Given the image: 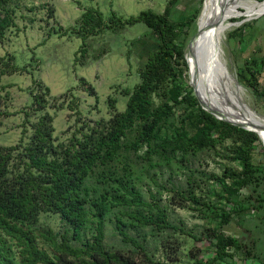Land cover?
Instances as JSON below:
<instances>
[{
  "label": "trees",
  "instance_id": "16d2710c",
  "mask_svg": "<svg viewBox=\"0 0 264 264\" xmlns=\"http://www.w3.org/2000/svg\"><path fill=\"white\" fill-rule=\"evenodd\" d=\"M176 2L130 20L144 23L158 45L139 83L123 91L124 111L108 98L109 119L82 124L66 143L53 137L45 114L25 142L0 146V264H264V147L256 133L203 110L186 84L175 29L199 9L175 24L169 15ZM14 14L11 0H0V42ZM82 21L102 29L92 11ZM251 25L229 36L240 39ZM6 59L0 78L15 71L14 57ZM258 61L244 60L237 79L264 106V58ZM43 93L36 111L46 105L48 88ZM206 159L220 172L202 169ZM172 205L204 223L188 229ZM43 216L57 220L56 230ZM229 225L238 234L225 232Z\"/></svg>",
  "mask_w": 264,
  "mask_h": 264
},
{
  "label": "rangeland",
  "instance_id": "374dc122",
  "mask_svg": "<svg viewBox=\"0 0 264 264\" xmlns=\"http://www.w3.org/2000/svg\"><path fill=\"white\" fill-rule=\"evenodd\" d=\"M167 1L11 0L15 11L13 26L0 42V59L7 61V57L13 56L14 60L10 64L15 71L0 78V146L12 147L20 140L25 142L32 134V125L45 114L53 119V137L58 142L66 143L82 124L91 122L92 125L93 121L109 119L111 110L108 98L115 101V111H124L127 96L123 91L131 92L139 83V71L158 45L157 39L144 23L130 20L136 19L141 12L162 13ZM205 2L177 0L169 15L172 22L179 24L193 18L199 9L193 22L187 23V27L178 26L175 30L184 57L187 52L189 70L187 68L184 73L185 82L193 90L190 86L192 84L202 102L192 76L191 56L195 41L201 33V12ZM88 11L99 16L100 31L93 25L97 19L90 27L83 24L82 15ZM237 11L245 15L243 9ZM49 12H52V17L48 16ZM255 16L259 17L252 16L249 17L252 19L242 21L248 16L241 15L226 20L229 26L224 29L221 40L222 59L236 79L244 60L258 61L264 58V14ZM245 23L252 25L244 28L240 39L229 36ZM259 82L261 86L264 85V73ZM88 85L94 93L87 90ZM241 87L244 102L254 111L258 120L264 123V106L258 105L249 90ZM45 88L49 90L45 96L46 105L44 109L36 111L35 96H42ZM201 162L206 172H220V165L215 160L206 159ZM176 178L181 181L183 176ZM150 187L154 189L152 185ZM145 196L148 197L146 192ZM161 196L162 203L166 204L168 193L162 192ZM169 208L188 229L204 223V220L195 218L187 209L177 205ZM41 219L45 225L56 230L55 218L43 216ZM111 228L108 223L105 240ZM224 231L235 235L239 232L233 225L227 226Z\"/></svg>",
  "mask_w": 264,
  "mask_h": 264
},
{
  "label": "bare ground",
  "instance_id": "6f19581e",
  "mask_svg": "<svg viewBox=\"0 0 264 264\" xmlns=\"http://www.w3.org/2000/svg\"><path fill=\"white\" fill-rule=\"evenodd\" d=\"M239 8L248 17L264 14V2L206 0L201 12V33L191 56V71L203 103L219 117L254 127L264 146V123L244 102L242 87L234 83L231 70L222 59L221 40L224 29L229 26L226 20L241 16Z\"/></svg>",
  "mask_w": 264,
  "mask_h": 264
},
{
  "label": "water",
  "instance_id": "95a60500",
  "mask_svg": "<svg viewBox=\"0 0 264 264\" xmlns=\"http://www.w3.org/2000/svg\"><path fill=\"white\" fill-rule=\"evenodd\" d=\"M262 2H264V1H262ZM262 2H260V3H262ZM242 16H246V15H243L242 14ZM257 17H259V16H254V17H252V18H257ZM252 18H249V17H245L242 21H245V20H249V19H252ZM241 21V22H242ZM233 24H235V23H233ZM199 30V29H198ZM198 30H197V33H198ZM197 33L193 36V38L190 40V43L195 39V37H196V35H197ZM190 43H189V45H190ZM188 45V46H189ZM187 51H188V48H187ZM187 53V52H186ZM186 53H185V60H186V63H187V68H188V61H187V58H186ZM188 70H189V68H188ZM233 81H234V83L237 85V86H239V87H241V85L239 84V82H238V80L236 79V78H233ZM190 83V82H189ZM190 86L193 88V93H194V95H195V97H196V99L198 100V102H199V105L201 106V108L203 109V110H205V111H207L209 114H211L214 118H216L217 120H221V121H224V122H227V123H229V124H231V125H233V126H237V127H239V128H242V129H244V130H247V131H250V132H254V133H256L257 135H258V137H259V134H258V132L255 130V128L254 127H250V126H247V125H243V124H241V123H237V122H234V121H231V120H229V119H226V118H223V117H219V116H217L214 112L215 111H213V110H211L210 108H208L199 98H198V95H197V93H196V91H195V89H194V87L192 86V84L190 83ZM259 139H260V137H259Z\"/></svg>",
  "mask_w": 264,
  "mask_h": 264
}]
</instances>
